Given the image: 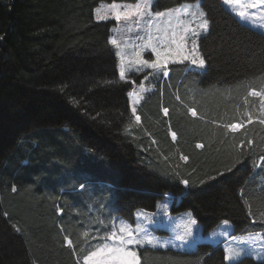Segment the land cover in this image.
Segmentation results:
<instances>
[{
  "label": "trees",
  "instance_id": "obj_1",
  "mask_svg": "<svg viewBox=\"0 0 264 264\" xmlns=\"http://www.w3.org/2000/svg\"><path fill=\"white\" fill-rule=\"evenodd\" d=\"M137 1L0 0V264H81L88 228L98 237L111 214L134 223L138 209L153 211L166 195L171 212L191 211L205 234L224 220L232 236L264 232V112L249 94L264 90V34L222 0H201L205 69L171 65L179 100L166 86L144 103L153 144L147 132L129 131L132 84L120 79L110 43L116 22L94 16L101 2ZM195 1L156 0L153 11ZM240 120L241 130L227 128ZM104 193L114 194L113 207ZM139 256L142 264H227L222 243L144 247Z\"/></svg>",
  "mask_w": 264,
  "mask_h": 264
},
{
  "label": "rangeland",
  "instance_id": "obj_2",
  "mask_svg": "<svg viewBox=\"0 0 264 264\" xmlns=\"http://www.w3.org/2000/svg\"><path fill=\"white\" fill-rule=\"evenodd\" d=\"M155 1L156 0H152L150 8L147 10L148 13H151V15L144 14L142 17L135 11H130L132 6L136 5L137 3H141V0H138L136 3L101 2L94 11V16L97 21L114 20L116 22V26L111 30L110 43L113 39L117 41L116 44L111 43V45L116 51L119 76L121 69L124 71V76L123 78L120 76V79L124 82H131L132 84V89L128 93V99L130 112L133 115L134 120L133 124L130 126L131 128L129 127L130 130H128L131 133H135V135L140 134L135 132L137 128L144 131V133L147 132L140 112L144 108V103L147 100H151L154 94L158 93L160 96H163L167 86L170 91L174 92L176 99L179 100L177 92L173 90L169 84V71L171 65L183 63L186 64L187 70L196 73H202L205 69V64L201 67L198 64H192L191 59L183 58V56H193L197 60H199V58H203L199 49V39L202 35L206 34L208 30L206 32L200 30L198 28L200 20L197 18V16L191 14L198 12V9L195 7L197 3H199L200 9L203 10L201 0L195 2H186L176 7L160 10L159 12L167 13L170 9H181L184 5H193L189 12L180 11L174 13L171 16L165 17L155 16V13L158 12L153 11V5ZM112 5H116V8H112ZM223 5L228 11L234 14L242 24L249 26L256 31L264 33V27L260 26L264 25V19L260 18L261 14L264 13V4H260L256 8L249 9L250 13H255V20H243L236 15L231 7L225 5L224 3ZM98 11L100 15L106 16L107 18L97 19ZM118 14L120 15V19L116 18ZM188 25H190L192 29L196 30L198 34H193L191 31L185 33L183 30L185 26ZM173 32L177 34V37H179L181 34H183L185 37L182 54L175 51L176 44L172 42L173 37L171 35ZM193 42L195 43L197 49L196 54H192ZM152 47H156L157 50L161 52V61L164 63H162L159 68H151L142 63L143 60H148L151 62L157 59L156 53L152 51ZM168 49H172V51H168ZM165 72L167 74H165ZM189 92L192 93V91ZM262 92H264V90ZM253 97L261 98V110L264 112V97ZM133 108H135V112H133ZM164 109L165 108L162 110V116L166 117L168 116V113L165 115ZM189 113L192 115L191 111H189ZM137 116L140 117L139 120L136 119ZM195 116H198L197 112ZM232 124H238L241 125V127L233 129L227 126V128L231 131H239L244 127V123L241 120ZM173 132V130L168 129L169 136L175 143L179 141V139L177 135H175V137L172 136ZM147 134L148 132L145 135ZM147 136H149L153 144L156 143L152 136ZM198 145L201 144L199 143ZM184 157L187 158L185 155L180 156L181 160H187L184 159ZM104 195H108L109 201L107 199L106 201L107 203H110V207H113L112 201L114 200V194L104 193ZM172 202V195H167L164 199L158 202L156 209L153 211L138 209L134 216V223H131L130 221H127L115 214H111V216L109 215V224L106 227V231L103 233L101 232L98 237L95 236L92 231L87 232L89 229L88 228L85 233V237L89 239L88 245L86 249H84L82 256L78 255L81 264H85L83 257L87 252L96 250V248L103 243H117L110 237L113 231H118L121 223L131 225L133 229L137 224H139L144 229V231L138 233L137 238L142 239L145 235H147L150 239L154 238L153 243L151 244L141 243L138 245L132 244L128 246L131 250H135L137 252L139 251L140 247L194 251L197 244L200 242L209 241L210 243H213V245H217L223 241L225 256L226 249L231 246L243 251L244 255L241 257V259L244 257H251L257 261H264V232L231 236L232 225L229 221V223L225 225L223 223L225 221L224 220L219 223V225L214 230H212V232L205 234L202 231V226L194 218L191 211L173 214L171 212ZM110 210L114 211L112 208H110ZM153 213H155V215H152ZM192 219L196 220L197 223L191 226L190 234L185 235L186 226ZM181 235H185L184 240L178 239V237ZM137 254L139 256V252ZM139 258L142 264L141 257L139 256ZM225 261L227 264L234 263L228 261L227 259H225Z\"/></svg>",
  "mask_w": 264,
  "mask_h": 264
},
{
  "label": "snow or ice",
  "instance_id": "obj_3",
  "mask_svg": "<svg viewBox=\"0 0 264 264\" xmlns=\"http://www.w3.org/2000/svg\"><path fill=\"white\" fill-rule=\"evenodd\" d=\"M222 2L225 5H228L229 7H231L232 10L236 13V15L239 16L243 20H255L256 18L255 13H250L249 9L256 8L260 4H264V0H222ZM151 3H152V0H141V3H137L136 5L132 6V9H130V11H135L141 17L144 14L151 15V13H148L147 11L150 8ZM192 7L193 5H184L182 6L181 9H170L168 10L167 13L158 11L155 13V16L165 17V16H171L174 13L180 12V11L189 12ZM195 7L198 9V12L191 13V14L197 16V18L200 20L198 28L206 32L209 26V20L206 18V13L202 9H200L199 3H197ZM112 8H116V5H112ZM106 18H107L106 16L100 15L98 11L97 19H106ZM116 18L120 19V15L118 14ZM260 18L264 19V13L261 14ZM260 26L264 27V25H260ZM183 31L185 33L191 31L193 32V34H198L196 30L190 27V25L185 26ZM171 35L173 37L172 42L176 44L175 51L177 53L182 54V49L184 47L183 42L185 39L184 35L181 34L179 37H177V34L175 32H173ZM166 36H167V33H166ZM111 43L116 44L117 41L113 39ZM152 51L156 53L157 59L151 62L148 60H143L142 63L151 68H159L161 64L164 63L163 61H161V52L158 51L156 47H152ZM168 51H172V49H168ZM196 53H197V49H196L195 43L193 42L192 54H196ZM183 58L191 59L192 64H198L201 67L204 66L205 64V61L203 58H199V60H197L193 56H183ZM165 74L167 73L165 72ZM120 76L121 78H123L124 76L123 69H121ZM250 95L264 97V92H257L255 89H253L251 90ZM189 111L192 112L193 116L196 115V112L194 109H189ZM133 112H135V108H133ZM164 113L165 115H167L168 113L167 108L164 109ZM136 119L139 120L140 117L137 116ZM261 122L264 123V121H261ZM229 127L236 129L238 127H241V125L231 124L229 125ZM175 135L176 134L173 132L172 136L175 137ZM197 146L203 147V145H197ZM184 159H187V158L184 157ZM183 183L187 184L188 181H183ZM13 191H15V189H13ZM152 215H155V213H153ZM196 223L197 221L194 219L188 222L186 226L185 235L190 234L191 226L195 225ZM223 223L227 225L229 222L225 220ZM17 231H19V229H17ZM143 231L144 229L139 224H137L136 227L133 229L131 225L121 223L118 231H113L110 237L113 241H116L117 243L115 244L103 243L102 245L98 246L96 250L87 252L83 257L85 264H141L137 251L131 250L128 246L132 244L138 245L141 243H149V244L153 243L154 238L150 239L148 238L147 235H145L142 239L137 238V234ZM185 235L179 236L178 239L184 240ZM65 239L67 243L69 244V246H71L72 241L68 240L67 238ZM243 255L244 253L242 250H239L237 248L230 246L226 249L225 259H227L230 262H234V264H242L241 257Z\"/></svg>",
  "mask_w": 264,
  "mask_h": 264
},
{
  "label": "crops",
  "instance_id": "obj_4",
  "mask_svg": "<svg viewBox=\"0 0 264 264\" xmlns=\"http://www.w3.org/2000/svg\"><path fill=\"white\" fill-rule=\"evenodd\" d=\"M162 249H166V248H162ZM175 250H177V249H175ZM180 251V250H179ZM138 253V252H137Z\"/></svg>",
  "mask_w": 264,
  "mask_h": 264
}]
</instances>
